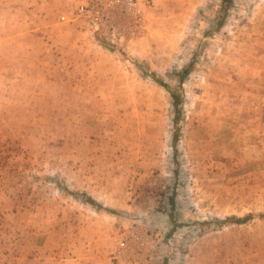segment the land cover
<instances>
[{"label":"rangeland","instance_id":"rangeland-1","mask_svg":"<svg viewBox=\"0 0 264 264\" xmlns=\"http://www.w3.org/2000/svg\"><path fill=\"white\" fill-rule=\"evenodd\" d=\"M82 1L0 0V264H264V0Z\"/></svg>","mask_w":264,"mask_h":264},{"label":"built area","instance_id":"built-area-1","mask_svg":"<svg viewBox=\"0 0 264 264\" xmlns=\"http://www.w3.org/2000/svg\"><path fill=\"white\" fill-rule=\"evenodd\" d=\"M137 0H86L76 6V15L82 17L88 25L99 27L111 40H117L126 32L138 34L140 26V11ZM131 239L137 240L132 234ZM114 258L123 259L126 264L132 262L135 249L129 246V241L120 239Z\"/></svg>","mask_w":264,"mask_h":264},{"label":"crops","instance_id":"crops-1","mask_svg":"<svg viewBox=\"0 0 264 264\" xmlns=\"http://www.w3.org/2000/svg\"><path fill=\"white\" fill-rule=\"evenodd\" d=\"M225 233H219L217 236H212L211 240H204L203 238L199 240V237L194 240L193 242H191L188 247H187V252L186 254H184V256H186V260L183 264H213L211 263V259L213 258H206L205 262H203L202 258H200L198 256L199 254V250L203 249V250H210L212 248H206V246H214V249L215 250H220L221 248H224V246L230 250V247H231V243H226V237L224 235ZM221 236V237H220ZM228 236L230 237V233H228ZM235 238V237H234ZM236 239V238H235ZM230 240V238H229ZM223 241V242H221ZM206 248V249H205ZM217 252V251H216ZM227 258V261H225V263L223 264H233L231 263L230 261V258L226 257ZM200 261V263H199ZM216 264H220L219 262H217Z\"/></svg>","mask_w":264,"mask_h":264},{"label":"trees","instance_id":"trees-1","mask_svg":"<svg viewBox=\"0 0 264 264\" xmlns=\"http://www.w3.org/2000/svg\"><path fill=\"white\" fill-rule=\"evenodd\" d=\"M231 219L233 220V221H232L233 223H242V222L245 221V220L240 219V218L235 219V220H234L233 218H231ZM231 219H230V220H231ZM230 220H229V221H230ZM196 236H198V233L195 235V237H193L191 240H189V242H192L194 239H196ZM182 248H183V249H182V253L180 254L181 256H182L183 254H185V253H184V252H185L184 250L186 249L185 246H183ZM181 260H182V259H181Z\"/></svg>","mask_w":264,"mask_h":264}]
</instances>
